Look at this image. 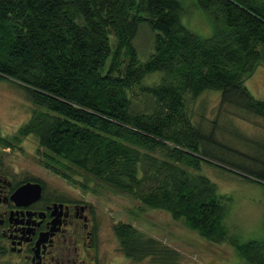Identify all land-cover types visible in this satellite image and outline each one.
<instances>
[{
  "label": "trees",
  "instance_id": "1",
  "mask_svg": "<svg viewBox=\"0 0 264 264\" xmlns=\"http://www.w3.org/2000/svg\"><path fill=\"white\" fill-rule=\"evenodd\" d=\"M188 4L205 15L202 34L184 24ZM143 27L152 34L145 61L134 44ZM263 63L264 0H0V81L22 83L35 107L18 134L206 239L229 242L249 264H264V241L228 236L231 198L202 169L264 183V142L251 139L248 152L222 142L192 108L214 92L228 116L264 120V99L247 87ZM114 232L130 259L179 261L131 224Z\"/></svg>",
  "mask_w": 264,
  "mask_h": 264
},
{
  "label": "rangeland",
  "instance_id": "2",
  "mask_svg": "<svg viewBox=\"0 0 264 264\" xmlns=\"http://www.w3.org/2000/svg\"><path fill=\"white\" fill-rule=\"evenodd\" d=\"M188 10L192 13L185 18V26L202 34L205 15L189 4ZM151 36L148 28L143 27L134 40L142 61L149 58H144V54L150 50ZM111 41L115 46V39L111 38ZM247 87L256 99H264V63L247 82ZM33 108L24 95L22 83L9 79L0 81V138L11 144V147L0 144V166L21 177L43 180L59 191L93 205L101 223L102 264H249L239 257L229 242L219 244L206 239L190 229L183 219L176 220L170 213L144 204L134 194L102 185L81 169L48 155L32 136L19 135V130L30 122ZM192 110L195 122L203 130L212 131L215 123L216 137L242 151H249L245 144L251 139L264 142V120L234 114L231 115L235 117H229L228 112L221 108L217 93L201 95ZM253 151L260 150L253 148ZM202 173L218 183L231 198L225 218L228 236L243 242L264 241V183L254 177L246 179L242 174L238 176L207 164H203ZM119 223L131 224L145 236L155 239L160 246L174 250L180 255L179 261L170 263L153 257L142 260L128 258L114 232V226Z\"/></svg>",
  "mask_w": 264,
  "mask_h": 264
},
{
  "label": "flooded vegetation",
  "instance_id": "3",
  "mask_svg": "<svg viewBox=\"0 0 264 264\" xmlns=\"http://www.w3.org/2000/svg\"><path fill=\"white\" fill-rule=\"evenodd\" d=\"M29 183L40 194L19 196ZM0 264H102L93 205L0 166Z\"/></svg>",
  "mask_w": 264,
  "mask_h": 264
},
{
  "label": "water",
  "instance_id": "4",
  "mask_svg": "<svg viewBox=\"0 0 264 264\" xmlns=\"http://www.w3.org/2000/svg\"><path fill=\"white\" fill-rule=\"evenodd\" d=\"M40 188L41 186L39 184H26L23 187H21L18 191V195L22 196V195H26L27 193H33L35 195H39L40 194Z\"/></svg>",
  "mask_w": 264,
  "mask_h": 264
}]
</instances>
